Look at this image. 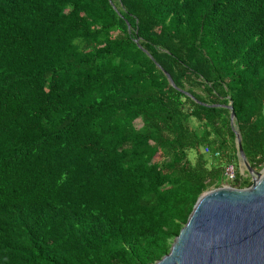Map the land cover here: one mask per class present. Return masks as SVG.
I'll return each instance as SVG.
<instances>
[{"label": "trees", "instance_id": "obj_1", "mask_svg": "<svg viewBox=\"0 0 264 264\" xmlns=\"http://www.w3.org/2000/svg\"><path fill=\"white\" fill-rule=\"evenodd\" d=\"M231 111L260 171L264 0H0V264L155 263L251 185Z\"/></svg>", "mask_w": 264, "mask_h": 264}, {"label": "water", "instance_id": "obj_2", "mask_svg": "<svg viewBox=\"0 0 264 264\" xmlns=\"http://www.w3.org/2000/svg\"><path fill=\"white\" fill-rule=\"evenodd\" d=\"M230 125L251 185L238 189L222 182L200 194L169 252L153 264H264V167L256 171L249 165L233 111Z\"/></svg>", "mask_w": 264, "mask_h": 264}, {"label": "built area", "instance_id": "obj_3", "mask_svg": "<svg viewBox=\"0 0 264 264\" xmlns=\"http://www.w3.org/2000/svg\"><path fill=\"white\" fill-rule=\"evenodd\" d=\"M214 155L217 156L218 153H215ZM222 176L224 179L223 182L228 183V182H231L232 180H234L235 179V167H234V165L229 164V165L225 166L223 168Z\"/></svg>", "mask_w": 264, "mask_h": 264}, {"label": "rangeland", "instance_id": "obj_4", "mask_svg": "<svg viewBox=\"0 0 264 264\" xmlns=\"http://www.w3.org/2000/svg\"><path fill=\"white\" fill-rule=\"evenodd\" d=\"M205 152V151H204ZM189 157L192 159L193 158V154L190 152L189 153ZM238 168H239V172L242 175L243 178H249L251 180L250 175L245 171L244 167L242 166L240 160L238 159L237 162ZM224 183V182H223Z\"/></svg>", "mask_w": 264, "mask_h": 264}]
</instances>
